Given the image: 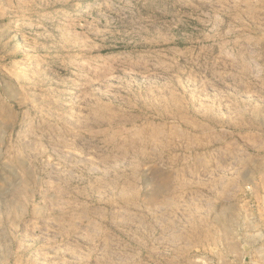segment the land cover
<instances>
[{"label":"rangeland","instance_id":"rangeland-1","mask_svg":"<svg viewBox=\"0 0 264 264\" xmlns=\"http://www.w3.org/2000/svg\"><path fill=\"white\" fill-rule=\"evenodd\" d=\"M0 264H264V0H0Z\"/></svg>","mask_w":264,"mask_h":264}]
</instances>
